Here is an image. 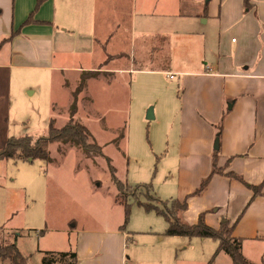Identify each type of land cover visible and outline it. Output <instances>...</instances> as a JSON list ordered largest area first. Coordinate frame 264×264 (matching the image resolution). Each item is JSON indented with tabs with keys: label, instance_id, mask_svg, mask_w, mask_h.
<instances>
[{
	"label": "rangeland",
	"instance_id": "1",
	"mask_svg": "<svg viewBox=\"0 0 264 264\" xmlns=\"http://www.w3.org/2000/svg\"><path fill=\"white\" fill-rule=\"evenodd\" d=\"M163 2L161 17L165 22H159L157 29L172 34V53L167 51L169 44L161 52L152 46L142 49L137 45L142 12L154 17L152 7H136V27L133 25L130 35L127 20H115L108 24L114 39L108 42V34L96 38L104 45H96V60L91 66L110 73L97 72V77L86 80L81 95L77 96L72 120L89 130L104 157H88L73 144H52L46 161L0 162L1 188L22 190L26 194L23 212L26 226L15 231L3 227L6 234L0 236L8 242L15 237L19 252L30 257L29 264H40L43 253H75L80 241L82 245L93 236L118 231L124 226L123 209L118 203L110 167L118 181L130 187L150 185V195L167 205L172 200L186 198V217L190 220L198 208L199 203L193 199L200 197L191 196L192 181L185 182L187 192L178 188V113L183 88L179 82L181 76L174 71L187 72L203 66L204 59L214 58L218 22L208 19L209 23L203 25L205 20L190 16L192 8L179 6L174 0ZM207 2L202 1V10ZM215 9V4L209 6V13L213 14ZM115 18L112 15L110 20ZM204 33L208 40L203 45L200 37ZM81 58L83 66L91 67L85 62L88 57ZM84 73L2 70L0 150L10 138L44 136L52 120L58 129L69 123L72 94ZM33 89L37 93L29 96ZM149 109L153 120L146 118ZM127 202L131 211L123 230L127 240L124 256L132 254L142 264H175L178 259L183 261L178 264H231L224 253L215 254L217 243L209 239L184 238L189 250L175 251L174 242L180 239L164 236L168 223L143 205L152 202L144 197L139 198L140 204L132 199ZM182 220L190 225L188 219H185L188 222ZM0 264L8 263L0 261Z\"/></svg>",
	"mask_w": 264,
	"mask_h": 264
},
{
	"label": "crops",
	"instance_id": "2",
	"mask_svg": "<svg viewBox=\"0 0 264 264\" xmlns=\"http://www.w3.org/2000/svg\"><path fill=\"white\" fill-rule=\"evenodd\" d=\"M36 1L0 0V72L25 69L49 73H110L91 66L96 60V45H104L96 38L108 34V42L114 39L108 24L115 20H127L130 35L138 5L155 8L152 18L142 12L138 26L139 48L152 46L159 51L169 44L167 51L172 53V34L157 29L159 22H165L161 17L164 0H47L34 11ZM174 1L179 6L192 8L190 16L205 20L203 25L209 23L208 19L218 22L214 58L204 59L203 66L187 72L174 71L181 76L179 82L183 88L178 113V188L187 192L185 182L191 180V188L195 190L209 175L212 145L216 139L213 126L219 123L218 166H224L233 158L227 171L239 175L246 184H263L261 194L253 198L238 182L214 176L200 198L193 199L199 206L192 219L186 217L188 207L182 219H188L189 222L185 221L192 225L204 214L205 223L213 229L218 228L222 216L235 221L233 237L243 239L244 258L254 264H264V0H247L248 8H244L243 0H207L203 10V0ZM213 4L216 9L210 14L208 9ZM112 15L116 18L110 20ZM183 15L189 16L188 13ZM29 16L32 22L24 26ZM18 29L17 37L5 41ZM160 37L165 39L157 40ZM200 38L203 45L208 40L205 33ZM81 57H88L85 62L91 67L83 66ZM31 81L36 86V82ZM51 88L50 82L48 90ZM36 93L37 89L28 92L29 96ZM25 205V191H6L0 186V228L15 231L26 226ZM260 235L263 238L256 240ZM173 239H180L174 242L175 251L189 250L184 238ZM156 241L160 243L161 239ZM126 242L119 230L93 236L82 245L80 241L74 251L77 264H142L140 258L132 254L124 256ZM178 263L183 261L178 259L175 264Z\"/></svg>",
	"mask_w": 264,
	"mask_h": 264
},
{
	"label": "trees",
	"instance_id": "3",
	"mask_svg": "<svg viewBox=\"0 0 264 264\" xmlns=\"http://www.w3.org/2000/svg\"><path fill=\"white\" fill-rule=\"evenodd\" d=\"M45 1L37 0L35 9L36 11ZM244 8H248L247 0H243ZM32 22L31 16L24 22V26ZM20 29L11 33L9 38L5 41H11L17 37ZM165 39V37L157 38ZM97 77V72H86L81 75L79 85L76 91L72 94V105L70 108V121L62 128H56L54 121L49 122L47 132L42 137L24 136L20 138L7 139L3 149L0 150V162L8 160H17L21 162L28 161H46L48 159V147L52 144H73L78 146L83 153L88 157L99 156L104 157L101 148L96 144L90 134L89 130L80 123L72 120L76 113L77 96L83 90L85 82L88 79ZM216 134L215 138L220 140L221 125L220 123L213 126ZM219 158V151H214L211 155V168L209 175L203 179L199 186L194 190L191 196L200 197L205 191L210 181L214 176H222L230 181H236L252 193V197L256 198L261 194L262 186L246 184L243 179L232 171H227L233 158L227 160L223 167L217 165ZM106 161H108L106 159ZM113 183L117 189V199L119 205L123 209L124 226L118 230L123 232L124 227L131 211V204L127 200L132 199L140 204L139 198L144 197L152 203L145 202L143 205L147 211L154 210L159 214L167 223L168 227L164 232L165 237L186 238L188 240L196 239H209L217 243L215 254L224 253L227 255L231 264H254L244 258L242 254L243 240L233 237V229L236 222H232L227 217L222 216L218 220V228L213 229L206 225L204 214L198 216L195 224L189 225L182 220V215L187 210V199L172 200L169 205L166 202L154 198L150 195V185L130 187L126 183L118 181L114 174L115 171L112 167L109 168ZM158 203V204H155ZM6 234L0 228V235ZM8 235V234H7ZM9 238V236H6ZM256 239H261L257 237ZM127 241V240H126ZM16 238L8 242L0 236V261L7 262L8 264H29L30 257L22 255L16 247ZM78 258L76 253H43L40 264H77Z\"/></svg>",
	"mask_w": 264,
	"mask_h": 264
},
{
	"label": "water",
	"instance_id": "4",
	"mask_svg": "<svg viewBox=\"0 0 264 264\" xmlns=\"http://www.w3.org/2000/svg\"><path fill=\"white\" fill-rule=\"evenodd\" d=\"M146 118H147V120H153L154 119L151 109L148 110ZM218 149H219V141H218V139H215L214 144H213V150L218 151Z\"/></svg>",
	"mask_w": 264,
	"mask_h": 264
},
{
	"label": "built area",
	"instance_id": "5",
	"mask_svg": "<svg viewBox=\"0 0 264 264\" xmlns=\"http://www.w3.org/2000/svg\"><path fill=\"white\" fill-rule=\"evenodd\" d=\"M208 70V73H210L211 72V70H209V69H207ZM170 78H172V76H170Z\"/></svg>",
	"mask_w": 264,
	"mask_h": 264
}]
</instances>
